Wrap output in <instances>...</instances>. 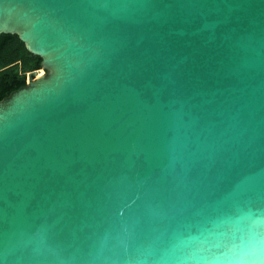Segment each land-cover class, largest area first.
Here are the masks:
<instances>
[{
    "label": "water",
    "instance_id": "1",
    "mask_svg": "<svg viewBox=\"0 0 264 264\" xmlns=\"http://www.w3.org/2000/svg\"><path fill=\"white\" fill-rule=\"evenodd\" d=\"M2 34L43 74L0 101V264H264V0H0Z\"/></svg>",
    "mask_w": 264,
    "mask_h": 264
},
{
    "label": "trees",
    "instance_id": "2",
    "mask_svg": "<svg viewBox=\"0 0 264 264\" xmlns=\"http://www.w3.org/2000/svg\"><path fill=\"white\" fill-rule=\"evenodd\" d=\"M41 58L30 54L15 35H0V101L35 79Z\"/></svg>",
    "mask_w": 264,
    "mask_h": 264
},
{
    "label": "rangeland",
    "instance_id": "3",
    "mask_svg": "<svg viewBox=\"0 0 264 264\" xmlns=\"http://www.w3.org/2000/svg\"><path fill=\"white\" fill-rule=\"evenodd\" d=\"M40 72H41V71H40ZM38 74L40 75V73H38ZM38 74L35 76V79L39 76ZM42 74H43V71H42ZM28 82H29V81H28Z\"/></svg>",
    "mask_w": 264,
    "mask_h": 264
},
{
    "label": "bare ground",
    "instance_id": "4",
    "mask_svg": "<svg viewBox=\"0 0 264 264\" xmlns=\"http://www.w3.org/2000/svg\"><path fill=\"white\" fill-rule=\"evenodd\" d=\"M41 74H42V71L40 72V75H41ZM38 75H39V74H38ZM40 75H39V76H40Z\"/></svg>",
    "mask_w": 264,
    "mask_h": 264
},
{
    "label": "built area",
    "instance_id": "5",
    "mask_svg": "<svg viewBox=\"0 0 264 264\" xmlns=\"http://www.w3.org/2000/svg\"><path fill=\"white\" fill-rule=\"evenodd\" d=\"M39 73H40V72H39ZM37 74H38V73H37ZM37 74H36V75H37Z\"/></svg>",
    "mask_w": 264,
    "mask_h": 264
}]
</instances>
